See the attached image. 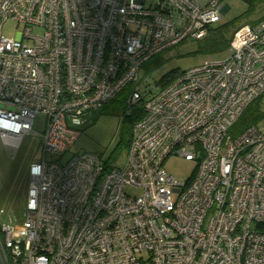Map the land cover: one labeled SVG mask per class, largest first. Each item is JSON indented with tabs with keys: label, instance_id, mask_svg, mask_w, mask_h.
I'll return each instance as SVG.
<instances>
[{
	"label": "built area",
	"instance_id": "2783aa9c",
	"mask_svg": "<svg viewBox=\"0 0 264 264\" xmlns=\"http://www.w3.org/2000/svg\"><path fill=\"white\" fill-rule=\"evenodd\" d=\"M221 1L0 0V140L16 150L46 116L25 221L0 227V264H264V127L229 136L264 94V19L234 32L225 59L137 91L147 61L221 21ZM127 86L126 117L142 115L124 164L61 163ZM172 155L196 163L184 183L164 168Z\"/></svg>",
	"mask_w": 264,
	"mask_h": 264
},
{
	"label": "rangeland",
	"instance_id": "374dc122",
	"mask_svg": "<svg viewBox=\"0 0 264 264\" xmlns=\"http://www.w3.org/2000/svg\"><path fill=\"white\" fill-rule=\"evenodd\" d=\"M223 16L213 28L225 27V38L230 37L243 25H250L264 16V0H222ZM255 25V24H254ZM20 26L11 20L2 26V35L14 38ZM228 56V47H207L202 40L187 38L171 46L146 62L140 71L137 91L143 96H150L160 90L161 81L171 73L188 70L204 61H219ZM131 86H127L110 102L93 114L87 126L79 128V136L61 158L65 163L70 157L80 153H91L109 168H120L126 159L130 136L131 118L125 115L122 101L128 96ZM257 103L264 112V94ZM248 116V115H247ZM241 123L236 124L229 132L234 138L241 132ZM262 130L264 119L256 122ZM46 126V116L38 114L31 131L23 136L16 150L5 147L0 140V227H17L23 224L26 217L27 189L29 168L32 163L42 159V141ZM46 161L58 159L47 155ZM164 168L177 182L189 180L195 169L194 161H187L179 156H170ZM130 195L138 191L127 189Z\"/></svg>",
	"mask_w": 264,
	"mask_h": 264
},
{
	"label": "trees",
	"instance_id": "16d2710c",
	"mask_svg": "<svg viewBox=\"0 0 264 264\" xmlns=\"http://www.w3.org/2000/svg\"><path fill=\"white\" fill-rule=\"evenodd\" d=\"M248 1L249 3L252 2V0H246ZM262 19H264V16H262L258 21H256L254 24L258 23L259 21H261ZM253 24V25H254ZM225 29V27L223 26H220V27H217V28H210L209 31H208V34L207 36L203 39V42L207 45V47H211V48H214V47H219L221 45H223V47H229V43H230V40H231V37L233 36V34L228 37V38H225V36L223 35L224 32L223 30ZM148 62V61H147ZM183 72V71H182ZM182 72H178V73H171L169 75H167L160 83V89H163L165 87H167L168 85H170L175 79H177L181 74ZM126 98H124V100L122 101V105L124 108H126ZM259 99V98H258ZM254 101L247 109L246 111L244 112V114L241 116V118L238 120V122L236 124H239L241 123V132L244 131L245 129H247L248 127L252 126V125H256V122L261 120V119H264V112L261 111L258 103H257V100ZM117 100V99H115ZM114 100V101H115ZM103 108V107H102ZM97 112V111H96ZM95 113V112H94ZM93 113V114H94ZM133 115H131L130 117H127V118H131V127H130V132H131V128L134 124V122L138 119L141 118V111L139 110H134ZM248 115V116H247ZM93 116V115H92ZM234 124L233 127L236 125ZM232 127V128H233ZM231 128V129H232ZM230 129V130H231ZM230 132V131H229ZM129 142H130V136H129V141H128V144H127V147L129 148ZM106 169H110L109 167H107L105 165ZM256 229L260 232H264V224H260V225H257L256 226Z\"/></svg>",
	"mask_w": 264,
	"mask_h": 264
}]
</instances>
